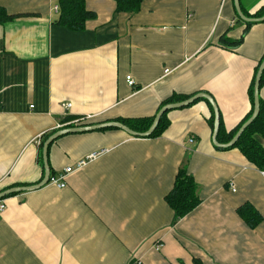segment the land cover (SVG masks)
I'll list each match as a JSON object with an SVG mask.
<instances>
[{
  "label": "crops",
  "instance_id": "1",
  "mask_svg": "<svg viewBox=\"0 0 264 264\" xmlns=\"http://www.w3.org/2000/svg\"><path fill=\"white\" fill-rule=\"evenodd\" d=\"M240 3L249 17L264 13V0ZM56 5L0 0L22 14L0 23V191L43 178L39 140L66 116H151L173 94L206 92L229 132L251 110L264 21L239 19L234 0H143L136 12L87 0L96 16L83 29L59 22ZM242 36L236 48L221 43ZM210 115L200 100L169 110L156 138L119 128L58 137L53 176L73 171L63 188L49 182L0 200V264H264V174L238 148L215 146ZM182 166L201 203L174 223L165 198ZM245 203L263 217L255 228L239 215Z\"/></svg>",
  "mask_w": 264,
  "mask_h": 264
},
{
  "label": "trees",
  "instance_id": "2",
  "mask_svg": "<svg viewBox=\"0 0 264 264\" xmlns=\"http://www.w3.org/2000/svg\"><path fill=\"white\" fill-rule=\"evenodd\" d=\"M59 5L61 8L59 22L62 24L73 28V29H83L85 27V22L89 19L95 18L96 14L94 11L88 9L87 7V0H58ZM116 2V10L117 12H136L141 9L143 0H115ZM246 14V13H245ZM22 14H8L5 7L0 6V23H5L15 17L21 16ZM249 16L248 14H246ZM263 14L258 15L257 17L263 16ZM238 16V14H237ZM240 19V17L238 16ZM250 26L254 22H247ZM243 41V36L239 39H231L230 37H222L221 43L227 48H236L238 47ZM264 60V56L259 61V64L255 68V74L253 80L251 82L249 88V97L251 101V110L246 115V117L242 120V122L233 130L226 132L223 120L220 114V130L218 134V141L221 143L229 142L238 132L240 127L251 117L254 111V87H255V80L258 69L260 64ZM264 86V72L261 78L260 89ZM196 93L192 94H173L167 99H165L160 107L158 108L157 112L151 116L145 117H136V118H121L117 119L128 125L135 131L143 132L146 131L153 123L154 118L158 111L166 104L179 102L184 99H187ZM206 101L210 107L211 115L209 117V124L213 129L214 126V110L210 102L205 98H199L198 100L194 101ZM167 112L162 115V118L154 130V132L148 138H156L161 136L165 130L169 126V120L167 118ZM76 116H66L63 119V125L59 128H66V127H76V126H86L95 124L94 122H73V120L77 119ZM108 129V128H103ZM52 134V132L45 133L43 135V139L40 143V150H39V162L43 167L44 171V162H43V145L45 140ZM221 148V147H218ZM231 148H238L242 154L254 164L258 169L264 171V100L260 97V112L254 122L243 132L237 142L228 148H221V149H231ZM44 174V173H43ZM44 176V175H43ZM51 176H53V172L51 170ZM198 184L194 178V176L189 173L186 166H182L178 174L176 176L174 186L171 191L166 195V201L170 205V207L174 211V223H176L179 219L183 218L191 211H193L200 203L201 199L197 194ZM15 194V193H13ZM12 195V194H11ZM9 196V195H8ZM7 197V196H6ZM239 215L245 220V222L251 227L255 228L259 225L262 221L263 217L259 213V211L253 207V205L249 203H245L238 208ZM131 264H135V260L133 259ZM195 264H201L200 261L195 259Z\"/></svg>",
  "mask_w": 264,
  "mask_h": 264
},
{
  "label": "water",
  "instance_id": "3",
  "mask_svg": "<svg viewBox=\"0 0 264 264\" xmlns=\"http://www.w3.org/2000/svg\"><path fill=\"white\" fill-rule=\"evenodd\" d=\"M234 5L237 11L238 16L240 17L241 20L245 22H259V21H264V15L261 17H249L247 16L242 7L240 0H234ZM264 72V60L260 64V67L258 69L257 75H256V80H255V87H254V111L251 117L240 127L236 135L227 143H221L218 141V134L220 130V111L219 107L215 101V99L206 92H199L196 93L195 95L184 99L179 102H173V103H168L164 105L156 114L154 121L152 125L143 132H138L130 128L128 125L125 123L118 121V120H109V121H103L99 123H95L92 125H86V126H76V127H66V128H61L58 131L52 133L44 142L43 145V162H44V176L43 178L38 182L33 185H28V186H14L7 188L5 190L0 191V200L4 199L6 196L11 195L13 193H18L22 191H27V190H32V189H37L45 184L50 182L51 179V167L48 161V149L50 144L56 140L58 137L61 135L67 134V133H73V132H83V131H90V130H97V129H103V128H119L122 129L129 134L136 136V137H149L156 127L158 126L162 115L174 108H180V107H185L190 104H192L194 101L198 100L199 98H205L207 99L210 104L213 107L214 110V126H213V143L217 147L221 148H228L233 146L237 140L240 138V136L243 134V132L254 122V120L257 118L260 112V83H261V78Z\"/></svg>",
  "mask_w": 264,
  "mask_h": 264
},
{
  "label": "built area",
  "instance_id": "4",
  "mask_svg": "<svg viewBox=\"0 0 264 264\" xmlns=\"http://www.w3.org/2000/svg\"><path fill=\"white\" fill-rule=\"evenodd\" d=\"M60 10V5H56L54 7V11L58 12ZM165 72H170L169 69H166ZM127 81L130 85H134L135 84V80L134 78L129 75L127 76ZM63 106L66 108V109H69L71 106H72V103L70 102H66V103H63ZM33 107V105L31 106ZM92 119V115H87L85 117H81L77 120H75L76 122H89L90 120ZM63 125H66V124H62V125H59L60 127L63 126ZM195 141V138L194 137H191L190 138V142H194ZM41 143V140H39V144ZM86 163V161L84 159H81L79 160L75 166H83L84 164ZM73 168L74 166H68L66 167L61 173H59L58 175L56 176H51V179H50V182H52L53 184L57 185L58 187L60 188H63L66 186L67 184V176L69 173H71L73 171ZM262 173L264 174V171H262ZM6 208V204L4 202H2L0 204V212L4 211V209ZM161 247V244L158 243L156 245V249H160ZM135 264H144L142 261H140L139 259L138 260H135Z\"/></svg>",
  "mask_w": 264,
  "mask_h": 264
}]
</instances>
